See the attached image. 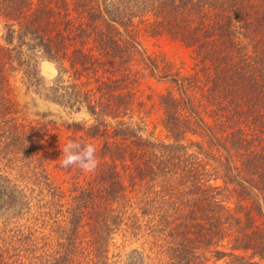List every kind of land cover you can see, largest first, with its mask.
<instances>
[{"label":"trees","instance_id":"16d2710c","mask_svg":"<svg viewBox=\"0 0 264 264\" xmlns=\"http://www.w3.org/2000/svg\"><path fill=\"white\" fill-rule=\"evenodd\" d=\"M142 29L182 43L194 72L147 50ZM0 32V166L20 162L34 186L0 169V205L38 221L32 198H49L60 239L46 264H109L102 245L122 224L147 231L169 264H264V0H0ZM42 58L58 70L47 97L89 117L69 123L71 139L96 147L91 179L68 194L41 154L48 129L19 120L11 85L15 73L40 84ZM149 78L165 83L164 138L135 118ZM87 228L95 258L75 250ZM35 237L20 235L19 248ZM10 252L0 238V264H17Z\"/></svg>","mask_w":264,"mask_h":264},{"label":"rangeland","instance_id":"374dc122","mask_svg":"<svg viewBox=\"0 0 264 264\" xmlns=\"http://www.w3.org/2000/svg\"><path fill=\"white\" fill-rule=\"evenodd\" d=\"M2 32H0L1 34ZM140 39L144 47L152 53H162L172 59L179 67H182L184 71L194 72L195 60L191 57V52L179 41L173 40L165 35H152L150 32H146L144 29L140 31ZM38 73L40 78V84L31 82L29 79L23 76V73H15L11 77V85L15 98L19 103V120L25 124L32 123L46 127L48 134L45 137L41 154L44 158L47 157V165L50 172L51 179L67 191L74 186V182L78 179L85 180L91 179L92 173L85 172L86 176L82 175L81 170L73 168V170L65 169L60 166V160L62 159L61 150L69 139L75 136L74 129L69 128V123L74 121L87 120L89 117L86 113H73L62 107L61 105L51 101L48 97V88L52 85L53 80L57 76V65L45 58L38 61ZM164 82H158L154 78L144 79L137 87L139 90L140 100L145 101V105L139 106L136 104L135 118L140 124L143 125L141 120H145L147 123L146 134H151L164 138L166 132L162 127V113L158 108L156 90L163 88ZM141 118V119H140ZM20 162H9L7 159L1 161L0 169H3L7 178L12 179L14 182L20 185V188L34 187L27 178L17 172V164ZM95 175V174H94ZM10 183V182H8ZM25 185V186H24ZM1 190V187H0ZM26 193V202L28 198V191ZM38 188H36L34 196L37 195ZM68 194V191H67ZM49 198H44L41 201L39 196L32 198L34 204L35 213L40 214L41 211L45 215L39 217L37 221L32 218V214L28 215H16L13 210L4 208L5 205H0V238L1 242L5 243L9 247L11 262H17V264H46L42 254L44 250L52 247H56L55 243L59 241V235L51 233V229H57L54 227V221L56 220V210L53 209L51 215L47 214L51 211L49 208H43L47 206L46 202ZM41 201V202H40ZM65 200H62L64 202ZM42 206V207H40ZM40 207V208H38ZM57 210L65 207H56ZM36 217V216H35ZM62 221L65 218L59 217ZM63 224V222H62ZM85 229L81 231L76 251L89 258H95L97 254H100L101 248L96 249L92 246L91 231ZM36 235L33 242H27V249L29 251L21 250L19 245L20 235ZM112 238L107 243L104 240L102 245L103 250H107L109 247V264H132V261H142L140 264H169L168 259L160 254L158 247H154L153 238L148 236L147 231L136 230L129 228L127 225H117L114 230ZM34 237V236H33ZM81 241H84L82 244ZM34 244V245H33ZM97 245V244H96ZM25 248V246H24ZM92 251L94 253H92ZM82 259V258H80ZM230 261L229 258H224L215 262L211 260L210 264H227ZM135 264H138L136 262Z\"/></svg>","mask_w":264,"mask_h":264},{"label":"clouds","instance_id":"9594fccd","mask_svg":"<svg viewBox=\"0 0 264 264\" xmlns=\"http://www.w3.org/2000/svg\"><path fill=\"white\" fill-rule=\"evenodd\" d=\"M83 123V121H76ZM61 150L62 159L60 166L68 169L77 166L85 172H92L98 166L96 158V147L91 143L81 144L69 139Z\"/></svg>","mask_w":264,"mask_h":264}]
</instances>
